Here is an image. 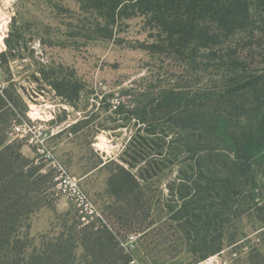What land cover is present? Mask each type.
I'll list each match as a JSON object with an SVG mask.
<instances>
[{"label":"rangeland","instance_id":"374dc122","mask_svg":"<svg viewBox=\"0 0 264 264\" xmlns=\"http://www.w3.org/2000/svg\"><path fill=\"white\" fill-rule=\"evenodd\" d=\"M109 1L118 0H0L5 47L0 52V78L10 96L0 119L10 123L8 131L19 117L35 118L54 131L68 125L86 167L106 162L94 177L79 179L105 214L109 211L104 206L111 201L109 177L118 165H133L131 172L140 184L137 218L116 227L122 236L138 235V264H204L209 258L208 264H264V166L259 168L258 186L245 191L247 197L250 192L254 196L243 199L245 213L236 217L232 206L222 217H213L220 201L210 197L212 193L201 200L193 189L185 193L189 183L181 180V173H191L184 161L187 153L179 152V143L172 141L177 135L170 132L155 140L145 131L147 123L128 111L148 103L161 89L201 95L198 105L211 95L214 102H208L221 110L235 103V92L252 90L264 96V0H245L247 18L237 21L230 33L209 22L219 33L213 44L197 46L189 40L176 54L149 49L160 37L135 12V0H121L113 10L107 7ZM136 136L146 143L153 139L161 148L143 145L144 154L138 157L133 150L141 147L129 145ZM9 137L34 150L24 139ZM180 137L187 139L185 134ZM169 151L177 155L171 163ZM28 158L48 175L39 201L43 206L23 229L33 246H41L50 231H62L64 223L71 225L80 216L55 189L54 173L45 162L36 161L35 151ZM76 251L83 254L80 247Z\"/></svg>","mask_w":264,"mask_h":264},{"label":"trees","instance_id":"16d2710c","mask_svg":"<svg viewBox=\"0 0 264 264\" xmlns=\"http://www.w3.org/2000/svg\"><path fill=\"white\" fill-rule=\"evenodd\" d=\"M123 1H109L107 7L113 10ZM132 6L150 27L158 30L160 38L149 49L175 54L189 40L197 46L213 44L219 33L210 29L209 22H216L220 29L230 33L237 21L247 18L248 12L245 0H135ZM233 95L235 103L221 110L209 103L214 102L211 95L202 98L207 103L198 105L196 101L201 95L161 89L148 103L128 109L138 122L147 123L145 131L154 135L155 140L167 137L170 132L177 135L172 141L179 143V152L187 153L184 161L187 160L185 165L191 173H181V180L189 183L185 193L189 195L193 189L199 193L198 200L212 193L210 197L220 201L213 217H222L232 206L236 217L245 213L243 199H254L251 192L258 186L259 168L264 166V96L252 90ZM9 102L10 96L4 91L0 95V118L7 113ZM8 124L7 119H0V264L128 263L129 256L122 252L109 230L81 225L78 220H73L71 225L64 223L62 231H50L41 246H33L23 229L29 228L30 215L43 206L39 201L48 175L42 174L41 167L22 154L18 140H9ZM183 134L187 139L180 140ZM136 137L129 145L136 142L141 147L140 151L133 150L138 157H141L138 153L144 154L143 145L156 143L161 148L153 139L147 138L146 143L142 136ZM174 153L169 151L170 163L177 157ZM127 164L128 168L118 165V171L107 182V193L120 202L113 208L112 203L107 204L116 225L133 222L140 206V184L131 172L133 165ZM247 188L251 191L249 197L245 195ZM179 195L185 197L183 193ZM260 220L264 224V217ZM79 247L83 254L77 253Z\"/></svg>","mask_w":264,"mask_h":264},{"label":"built area","instance_id":"2783aa9c","mask_svg":"<svg viewBox=\"0 0 264 264\" xmlns=\"http://www.w3.org/2000/svg\"><path fill=\"white\" fill-rule=\"evenodd\" d=\"M3 36L0 37V52L5 48ZM4 91L5 83L0 78V95L3 96ZM53 132V129L37 122L35 118L27 120L22 117H19L18 120L14 119L9 129V135L24 139L34 147L36 161L45 162V165L52 170L55 189L74 205L80 216L81 225L90 224L94 229L106 228L109 230L114 235L122 252L129 256L128 264H138L134 254L138 247V235L135 232H127L122 236L103 210L85 193L79 179L69 172L50 145L49 137L53 135Z\"/></svg>","mask_w":264,"mask_h":264},{"label":"crops","instance_id":"0c3cea01","mask_svg":"<svg viewBox=\"0 0 264 264\" xmlns=\"http://www.w3.org/2000/svg\"><path fill=\"white\" fill-rule=\"evenodd\" d=\"M67 127L68 125H65L63 128L57 131L53 130L54 131L53 135L49 137L50 145L53 147V150L55 154L57 155V157L66 165L69 172L71 173L74 172V174L78 175V179L82 180L84 178L94 177L95 174L100 171V168L103 167V165L106 162L98 163L97 165L92 166V167L90 165L89 167H86L84 165L86 163L85 162L86 157L79 152V148L81 147V145L77 143L76 140H74L71 137L72 133L70 130H67ZM20 151L26 157H30L34 153L33 148L29 146L27 143L25 144L23 143L21 145ZM104 187L106 188V185ZM107 196L111 200L108 204H111L114 199L112 198V195L108 193H107ZM109 206L110 205H106L104 206V208H106L107 210ZM106 216H108V218L112 221L114 227L118 229L116 227V223L114 219L107 213H106ZM125 233L127 232H124V234Z\"/></svg>","mask_w":264,"mask_h":264}]
</instances>
